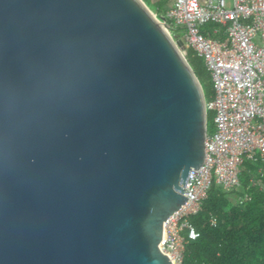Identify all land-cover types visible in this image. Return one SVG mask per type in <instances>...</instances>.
Returning <instances> with one entry per match:
<instances>
[{
  "label": "water",
  "instance_id": "1",
  "mask_svg": "<svg viewBox=\"0 0 264 264\" xmlns=\"http://www.w3.org/2000/svg\"><path fill=\"white\" fill-rule=\"evenodd\" d=\"M143 0H0V264H174L206 97Z\"/></svg>",
  "mask_w": 264,
  "mask_h": 264
},
{
  "label": "built area",
  "instance_id": "2",
  "mask_svg": "<svg viewBox=\"0 0 264 264\" xmlns=\"http://www.w3.org/2000/svg\"><path fill=\"white\" fill-rule=\"evenodd\" d=\"M162 16L170 28L182 29L171 36L184 43L185 56L192 49L203 59L213 85L206 109L214 131L208 129L205 160L190 173L188 200L167 219L160 244L174 264H182L188 242L200 236L190 216L199 213L212 188L235 191L245 161L264 164V0H174ZM262 170L257 173L263 180ZM250 200L243 195L242 202Z\"/></svg>",
  "mask_w": 264,
  "mask_h": 264
},
{
  "label": "trees",
  "instance_id": "3",
  "mask_svg": "<svg viewBox=\"0 0 264 264\" xmlns=\"http://www.w3.org/2000/svg\"><path fill=\"white\" fill-rule=\"evenodd\" d=\"M144 2L150 4V0ZM171 30L182 31L177 27ZM214 37L223 40L225 35ZM186 58L202 84L206 100H211L213 85L203 59L192 49H187ZM212 120L209 112L208 129ZM241 184L240 190L231 192L214 186L199 213L190 216L200 236L188 242L182 264H264V190L252 189L250 202H242L246 178L241 177Z\"/></svg>",
  "mask_w": 264,
  "mask_h": 264
},
{
  "label": "crops",
  "instance_id": "4",
  "mask_svg": "<svg viewBox=\"0 0 264 264\" xmlns=\"http://www.w3.org/2000/svg\"><path fill=\"white\" fill-rule=\"evenodd\" d=\"M173 3H174V0H150V4L146 3V5L155 12V15L157 17L160 18V17H163L162 14H164L166 11H168L172 8ZM211 125H212V128L210 131L213 132L214 131V125L213 124H211ZM246 163L248 164V167H244V168L242 167L241 177L246 178L247 186L245 187V190L243 189L241 196H243L244 194H251L250 191L252 189H260V186L264 185V177L262 180L257 173V170L260 167H262L263 176H264V164L262 162L245 161L244 165ZM259 181H261V182H259ZM241 186H242V184H241ZM241 186L238 189H236L235 191L240 190ZM260 190H263V189L261 188Z\"/></svg>",
  "mask_w": 264,
  "mask_h": 264
},
{
  "label": "rangeland",
  "instance_id": "5",
  "mask_svg": "<svg viewBox=\"0 0 264 264\" xmlns=\"http://www.w3.org/2000/svg\"><path fill=\"white\" fill-rule=\"evenodd\" d=\"M152 10V9H151ZM153 11V10H152ZM153 14H155V12L153 11ZM159 18V17H158ZM160 19V18H159ZM159 21H161V19L159 20ZM169 33H170V35L171 34H173V35H175L176 33H175V31H169ZM213 121V120H212ZM210 123V122H209ZM211 128H212V125H209V130H211Z\"/></svg>",
  "mask_w": 264,
  "mask_h": 264
},
{
  "label": "bare ground",
  "instance_id": "6",
  "mask_svg": "<svg viewBox=\"0 0 264 264\" xmlns=\"http://www.w3.org/2000/svg\"><path fill=\"white\" fill-rule=\"evenodd\" d=\"M150 10H151V9H150ZM150 12H151V14H152L156 19L160 20L155 14H153L152 11H150Z\"/></svg>",
  "mask_w": 264,
  "mask_h": 264
}]
</instances>
